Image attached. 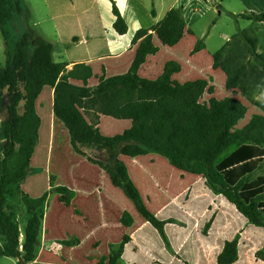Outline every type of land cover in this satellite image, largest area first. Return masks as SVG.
<instances>
[{
    "label": "trees",
    "instance_id": "1",
    "mask_svg": "<svg viewBox=\"0 0 264 264\" xmlns=\"http://www.w3.org/2000/svg\"><path fill=\"white\" fill-rule=\"evenodd\" d=\"M12 6L13 0H0V30L5 36V28L14 15ZM17 10L20 11L19 5ZM113 14L116 18L113 29L118 35H125L128 31L126 22L114 3ZM242 17L252 23L264 24V13ZM185 29L184 18L172 9L153 31L163 45L174 47L183 39ZM140 40L129 72L111 78L102 76L94 88L88 86L89 79L94 76L90 66L76 64L68 70L69 64L54 61L52 44L43 40L32 44L27 33L8 55L6 65L0 67V119L6 112L0 130L5 139L3 160L0 161V236L3 243L0 257L16 259L18 264H32L36 260L48 194L38 200L23 194L29 219L22 243L19 225L7 206L9 188L21 186L31 173L30 162L41 123L35 104L45 86L54 90V115L68 130L73 150L100 167L153 227L143 228L136 234L141 249L151 257L144 258L139 249L136 254L143 258H135L137 264H196L199 246L194 245L190 237L181 248L180 243L174 242L179 251L173 261L166 252L159 254L164 247L158 234L166 240L160 219L165 218L167 211L178 210L177 205H170L158 216L152 214L120 160L121 155L135 158L157 154L166 158L176 169L201 176L206 187L234 206L244 222L264 228V174L257 175L264 169V116L253 115L239 128L248 113L247 106L231 97H211L207 103L201 102L205 94H214V87L210 85L213 80L197 79L180 84L172 79L182 70L175 61L166 63L157 80L140 77L139 70L147 58L159 52L153 43V35L147 30L138 31L133 43ZM230 43L228 41L212 56L213 69L222 70L226 75V89L238 90L246 96L250 85L264 88V56L257 54L258 39L244 30ZM203 47V42L197 41L194 53ZM245 53L255 55L262 63V70L249 69L242 63ZM70 80L82 81L83 86H75ZM43 102L48 103L49 96L44 97ZM256 105L264 111L263 104ZM101 115L130 120L132 126L123 134L104 136L98 128ZM94 152L105 155V159L93 158ZM15 157L18 162L12 166ZM51 184V191L69 207L73 192L65 187H54L53 177ZM179 211L174 214L176 217H181ZM121 222L129 227L133 220L124 213ZM204 236L201 238L205 239ZM60 243L75 247L79 240ZM127 243L125 237L119 250L112 252L108 259L102 258L98 264H105L106 260L107 264H117ZM238 243L237 239L222 243L217 248V264L238 263L241 253Z\"/></svg>",
    "mask_w": 264,
    "mask_h": 264
},
{
    "label": "crops",
    "instance_id": "2",
    "mask_svg": "<svg viewBox=\"0 0 264 264\" xmlns=\"http://www.w3.org/2000/svg\"><path fill=\"white\" fill-rule=\"evenodd\" d=\"M136 1L138 3L141 0H123V3L126 8L132 10L136 6ZM150 1L153 7L151 11L152 22L147 28H139L136 33L140 30H147L149 34H152L153 43L159 48V52L147 58L146 63L139 70V76L152 81L157 80L162 75L166 63L175 61L181 65L182 70L172 77L174 81L184 84L189 82L187 81L189 79H199L200 70H196L195 68H199L202 63L200 57L203 55L205 45L199 52L194 53V43L196 40L192 38L195 34L187 23L188 13H190V10L192 12V3L195 0H175L173 3L168 4H166L167 0H161L160 4L159 0ZM196 1L198 2V0ZM238 1L243 3L250 12H257L258 7L263 6L262 3H264V0ZM97 4L98 0H94L86 8L95 7L94 12H96ZM172 9L177 10L184 18L186 29L181 42L174 47H169L160 42L153 28ZM97 16L102 26L103 35L107 37L106 26L101 21L99 10H97ZM125 35H119L120 37L115 38L113 43H108V41L103 42L104 49L98 53L86 54L77 59L61 63L69 64L67 67L68 70H71L76 64L90 66L94 75L88 81L90 88L96 87L99 83V78L102 76L111 78L126 75L131 69L142 40L134 44V35L132 41L124 43L122 42V38ZM90 39V36H75L73 42L89 45ZM114 45L116 47L115 50L113 49ZM54 53L55 49L53 51V59ZM184 59L186 62L191 63L187 75H183L186 73ZM209 65L213 66L212 58L209 60ZM211 69L212 72L210 73L209 80H213L210 82V85L214 87L212 97L220 99L218 97L220 93L216 82L217 79H220L222 85L225 84L226 75L222 70H214L213 67ZM179 76H183L182 79L184 81H178L177 78ZM70 83L78 87L83 86L82 81L78 80H70ZM227 91L228 93H234L232 90ZM53 93L54 90L51 87L45 86L36 100V113L41 120L39 138L30 162L31 173H29L19 190L31 200H38L48 194L46 204L48 211L50 208V198L57 196L59 203L65 207L64 211L67 212L68 219L66 220L65 226L69 225V227L64 228L65 235L53 239L52 233L49 235L48 227L46 226L47 213L44 214L40 238L36 247V260L32 264H39L41 262L40 257L46 253L47 249L50 251L56 250V252H59V255L62 249H69L75 252L86 244H89L93 250L106 249L102 256H94L93 258L95 260L97 258L99 261L102 258L108 259L112 252L119 250L125 237H127L128 243L125 244L124 252L117 264H137L135 258H143V256L144 258H151L148 253L141 249L136 234L143 228L153 227L140 215L134 204L125 196L122 190L112 184L110 177L100 167L90 163L88 160H86L87 162L79 160L81 170H79V167L71 168V172L70 170L69 172L73 176L70 181L63 183V186H61L58 175L52 172L53 150L57 140L61 139L68 143L70 142V136L69 140L67 136L69 135L68 130L54 115ZM227 95V97H230V94ZM48 96L49 102L44 103L43 98ZM247 115L243 120L245 121L244 126L251 119V117L247 118ZM44 117L48 120L46 127H44L43 123ZM131 126L132 122L130 120H120L101 115L98 128L104 136L113 137L123 134ZM101 155L105 159V155ZM83 159L86 158L83 157ZM120 160L126 165L132 182L140 191L146 207L152 214L158 216L165 212L170 205H177V209L180 210L181 217L174 215L178 213V210H169L165 218L160 219L166 234V240H162L156 231L164 247L159 251L160 255L166 252L173 261L179 251V249H176L174 242L180 243L181 248L191 237L193 244L199 246L196 264H217V248L225 241L229 242L234 240L236 234L242 228H251L247 222H244V219L237 213L235 208L220 195L218 196L221 197L222 201L218 207L216 194L206 187L205 181L201 176L180 171L173 167L166 158L157 154H149L135 158L121 155ZM52 177L54 178V187H65L73 192L72 202L69 207L60 202L58 194L51 191ZM180 198H182L181 201H179ZM124 213H128L133 220L132 225L129 227L123 225L121 222ZM13 217L18 224V219L15 216ZM28 219L29 215L27 221ZM19 228L21 232L20 242L22 243L25 225L19 226ZM204 234L207 241L201 238ZM259 235L262 236V231H257L256 235L252 237L258 238ZM75 238L79 240V245L75 247H67L59 243ZM142 239L148 243L145 236H142ZM242 239L238 243V248H240L241 253L240 260L236 264H251L249 253L254 249L253 245H251L253 241L249 237H246L244 240ZM37 248L39 251H37ZM139 249L143 252V256L136 254ZM206 249L210 257L208 263L204 261V251ZM66 259L72 264H77L72 262L69 257ZM107 262L108 260L105 263L107 264ZM253 264H264V260L253 261Z\"/></svg>",
    "mask_w": 264,
    "mask_h": 264
},
{
    "label": "rangeland",
    "instance_id": "3",
    "mask_svg": "<svg viewBox=\"0 0 264 264\" xmlns=\"http://www.w3.org/2000/svg\"><path fill=\"white\" fill-rule=\"evenodd\" d=\"M94 0H13V19L5 28L6 36L0 30V67L6 65L8 55L12 54L16 43L21 39L24 34H29L32 44L37 40H43L54 46V61L57 63L67 62L85 56L86 54H95L104 49L103 42H111L115 38L120 36L113 29V24L116 20L113 14V3L118 8L121 16L126 22L128 31L122 38V42L129 43L132 41L136 31L139 28H147L152 22L151 11L153 10L150 0H141L135 3L136 6L132 10L125 7L123 0H98L97 10L101 14V21L106 26L107 37L103 35L102 26L98 20L97 10L94 12L95 7H88ZM175 0H167L166 4L173 3ZM161 0H159L160 4ZM195 3H197L195 5ZM192 12L188 13L187 23L193 30L195 36L192 38L197 41L203 42L205 50L200 57L202 63L200 67H196V70H200L199 79L209 80L210 73L212 72V66L209 65V60L213 54L219 51L228 41L233 42L236 35L240 37L241 31L247 30V35L258 39L257 54L264 56V25L252 23L246 20L242 15L261 14L264 13L263 6L258 7V11L250 12L246 9L245 5L238 0H195L192 3ZM19 5L20 11L17 10ZM160 7V6H158ZM75 36L85 37L90 36V44L84 45L73 42ZM230 43V44H231ZM105 45V44H104ZM115 45L113 49L115 50ZM242 63L251 68H259L262 70V63L255 55L245 53ZM185 74L189 72V65L191 63L186 62ZM183 76L177 78L178 81H184ZM195 78L194 80H196ZM189 79L187 81H194ZM264 82V77H263ZM211 84V83H210ZM216 86L219 89L218 97L220 99L227 97L236 98L247 106L248 115L247 118L253 115L264 116V111L256 104L261 103L264 105V88L258 85H250L249 92L246 96H243L240 91H234V93H228L225 88V84L222 85V81L217 79ZM212 97L210 94H205L201 102H208ZM6 118V112L0 119V130L2 128V122ZM48 120L44 117V127L48 125ZM242 121L239 124V128L244 126ZM118 134V133H115ZM114 134V135H115ZM68 140H69V135ZM44 142V140H43ZM42 142V143H43ZM5 144V139L0 134V161L3 160L2 148ZM18 150V147H17ZM92 157L95 159H104V157L94 152ZM79 160L86 161L83 157L77 155V153L71 147L70 142L58 139L53 150V158L51 163V170L58 175L63 183L70 181L72 178L71 168L81 167ZM18 157H15L12 166L16 165ZM87 162V161H86ZM70 170V172H69ZM81 170V168L79 169ZM264 169L257 175H263ZM19 185H13L9 188L8 192V212L18 219L19 226H26L27 222V207L24 204V195L19 190ZM217 196V205L219 207L221 197ZM37 206L36 204H34ZM234 207V206H233ZM65 207L59 203L57 196L50 198L49 211L43 208L44 214H46V226L48 227L49 235L52 233V238L62 237L64 234V228L68 216L66 215ZM38 211H41L38 208ZM61 223V224H60ZM249 227L242 228L235 236V239L239 242L242 238L249 237L253 241L254 249L249 253L250 263L253 261L264 260V228L256 227L249 224ZM256 227V228H255ZM25 229V228H24ZM257 231H262V236L252 237L256 235ZM242 239V240H244ZM57 243V242H56ZM60 243V242H59ZM2 239L0 236V249L2 246ZM37 251L39 249L37 248ZM106 249L101 248L99 250H93L89 244L84 245L81 249L72 252L69 249H62V252L58 255V251L49 249L46 253L40 257L41 262L39 264H72L67 261L69 257L72 262L77 264H98L99 260H95L93 257H100L105 253ZM209 253L206 249L204 251V261L208 263ZM0 264H18V260L13 258L0 257ZM106 264V263H105Z\"/></svg>",
    "mask_w": 264,
    "mask_h": 264
}]
</instances>
